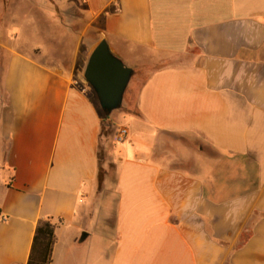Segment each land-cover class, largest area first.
I'll return each mask as SVG.
<instances>
[{
  "label": "crops",
  "instance_id": "1",
  "mask_svg": "<svg viewBox=\"0 0 264 264\" xmlns=\"http://www.w3.org/2000/svg\"><path fill=\"white\" fill-rule=\"evenodd\" d=\"M102 40L134 86L101 178ZM41 220L50 264H264V0L1 2L0 264Z\"/></svg>",
  "mask_w": 264,
  "mask_h": 264
},
{
  "label": "water",
  "instance_id": "2",
  "mask_svg": "<svg viewBox=\"0 0 264 264\" xmlns=\"http://www.w3.org/2000/svg\"><path fill=\"white\" fill-rule=\"evenodd\" d=\"M133 75L134 70L102 40L89 57L84 81L95 92L103 113L109 116L121 107Z\"/></svg>",
  "mask_w": 264,
  "mask_h": 264
},
{
  "label": "rangeland",
  "instance_id": "3",
  "mask_svg": "<svg viewBox=\"0 0 264 264\" xmlns=\"http://www.w3.org/2000/svg\"><path fill=\"white\" fill-rule=\"evenodd\" d=\"M1 2L5 3V5L7 4V0H0V4H1ZM11 7H12V9L13 8L14 9L17 8L16 4H12ZM18 7H19L20 10H22L21 5H19ZM25 11L26 12L28 11L27 6H25V8H24V14L26 13ZM27 20L28 19L26 18V25L29 24L27 22ZM44 30L48 31V29H44ZM38 36H39V38H38L39 46L43 49V51H45V52L49 51V48L53 47L52 46V39L50 40V37L47 36L46 33H43V31ZM59 47H61V44L59 45ZM52 54H54L57 57H60L63 61H66L65 59L67 57L66 56L67 54L65 55L63 50L62 51H59L58 48H54L53 47ZM133 86H134V82L132 84L131 83L129 84V86L127 88V91L125 93L124 100H123V103H122L121 107L118 110L114 111L109 116V119H107V120L104 121L103 128H102V144H101V147H100V159H101V161H100V177L101 178L104 176V173L105 172L110 171L111 168H112V164L110 162V159H109V156H108V152L105 149L108 148V149L111 150V152L116 157H117V155L119 156V153H117V149H119V148L116 147L117 143H115V141L113 140L112 137L116 136L117 131H118L119 127H121V126H119V125H117V124L114 123V120H113L114 118L113 117H114V115H116V113H122V110L123 109H127V104H126L127 93H130L131 92V90L133 89ZM100 109H101V107H100ZM110 138L112 140H110V142L108 143V140ZM116 142H118V141H116ZM125 142L127 143V140L124 141V142H118V144H120L118 146H121L122 147V145H124L123 143H125ZM99 207L101 208V205H99ZM93 226H97L96 223H94ZM99 247L102 248L100 245H99ZM104 249L105 248L101 249V253H103V256H105V257L108 258L110 256V251L108 249H105V251H104Z\"/></svg>",
  "mask_w": 264,
  "mask_h": 264
},
{
  "label": "trees",
  "instance_id": "4",
  "mask_svg": "<svg viewBox=\"0 0 264 264\" xmlns=\"http://www.w3.org/2000/svg\"><path fill=\"white\" fill-rule=\"evenodd\" d=\"M110 116V115H109ZM103 113L104 121L109 119ZM101 161V159H100ZM56 226L51 220H41L36 228L28 264H50L55 243Z\"/></svg>",
  "mask_w": 264,
  "mask_h": 264
},
{
  "label": "built area",
  "instance_id": "5",
  "mask_svg": "<svg viewBox=\"0 0 264 264\" xmlns=\"http://www.w3.org/2000/svg\"><path fill=\"white\" fill-rule=\"evenodd\" d=\"M129 135V129L126 126L119 127L117 134H116V140L118 142H124Z\"/></svg>",
  "mask_w": 264,
  "mask_h": 264
}]
</instances>
